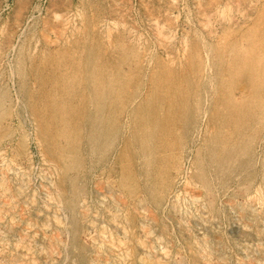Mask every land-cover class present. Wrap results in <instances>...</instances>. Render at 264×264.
Instances as JSON below:
<instances>
[{
	"label": "rangeland",
	"instance_id": "obj_1",
	"mask_svg": "<svg viewBox=\"0 0 264 264\" xmlns=\"http://www.w3.org/2000/svg\"><path fill=\"white\" fill-rule=\"evenodd\" d=\"M0 149V264H264V0H0Z\"/></svg>",
	"mask_w": 264,
	"mask_h": 264
},
{
	"label": "bare ground",
	"instance_id": "obj_2",
	"mask_svg": "<svg viewBox=\"0 0 264 264\" xmlns=\"http://www.w3.org/2000/svg\"><path fill=\"white\" fill-rule=\"evenodd\" d=\"M139 43V42H138ZM83 48V47H82ZM138 48V47H137ZM147 50H148V48H146ZM143 52V51H142ZM145 53V52H144ZM143 54V53H142ZM182 54V53H181ZM143 56V55H142ZM146 56V55H145ZM72 64H74V63H72ZM68 67V66H67ZM137 68V67H136ZM74 70V69H73ZM104 72V71H103ZM112 72V71H111ZM109 76V75H108ZM78 77V76H77ZM90 80V79H89ZM99 80V79H98ZM113 80V79H112ZM118 80V79H117ZM124 80V79H123ZM82 81V80H81ZM80 85V84H79ZM73 90V89H72ZM67 91V90H66ZM119 91V90H118ZM50 92H51V90H50ZM56 92V91H55ZM83 92V91H82ZM123 93V92H122ZM47 95V94H46ZM75 96V95H74ZM90 97V96H89ZM122 98V97H121ZM50 99V98H49ZM115 99V98H114ZM143 99V98H142ZM40 100V99H39ZM86 100V99H85ZM87 101V100H86ZM50 102V101H49ZM60 102V101H59ZM36 103V102H35ZM72 103V102H71ZM70 103V104H71ZM121 103V102H120ZM132 103V102H131ZM130 103V104H131ZM143 103V102H142ZM54 104V103H53ZM18 106V105H17ZM19 107V106H18ZM25 107V106H24ZM48 110V109H47ZM55 110V109H54ZM43 111V110H42ZM52 111V110H51ZM68 111V110H67ZM46 112V111H45ZM49 112V111H48ZM35 115V114H34ZM39 115V114H38ZM25 116V115H24ZM28 116V115H27ZM71 116V115H70ZM38 118H40V117H38ZM110 118V117H109ZM32 119V118H31ZM30 119V120H31ZM49 120H50V118H48ZM126 122V121H125ZM113 123V122H112ZM42 124V123H41ZM147 125V124H146ZM101 127V126H100ZM83 131V130H82ZM33 135V134H32ZM58 135V134H57ZM36 137V136H35ZM33 139V138H32ZM38 141V140H37ZM39 145V144H38ZM83 146V145H82ZM37 147V146H36ZM50 148V147H49ZM1 150V149H0ZM40 150H42V149H40ZM55 150V149H54ZM3 153V152H2ZM64 154V153H63ZM54 156H55V154H54ZM48 157V156H47ZM57 158V157H56ZM92 158V157H91ZM50 161V160H49ZM53 161V160H52ZM106 163V162H105ZM53 164V163H52ZM54 165V164H53ZM8 166V165H7ZM73 166V165H72ZM60 168V167H59ZM75 168V167H74ZM73 168V169H74ZM58 171V170H57ZM60 171V170H59ZM52 188V187H51ZM56 193V192H55ZM56 196V195H55ZM59 197V196H58ZM85 202V201H84ZM83 202V203H84ZM57 203V202H56ZM85 204V203H84ZM63 206V205H62ZM57 208H58V206H57ZM61 209V208H60ZM115 221V220H114ZM93 222V221H92ZM90 224V223H89ZM115 226H116V224H115ZM126 228V227H125ZM124 230V229H123ZM128 232V231H127ZM92 240V239H91ZM117 256V255H116Z\"/></svg>",
	"mask_w": 264,
	"mask_h": 264
}]
</instances>
